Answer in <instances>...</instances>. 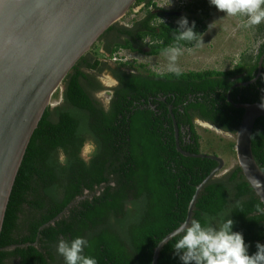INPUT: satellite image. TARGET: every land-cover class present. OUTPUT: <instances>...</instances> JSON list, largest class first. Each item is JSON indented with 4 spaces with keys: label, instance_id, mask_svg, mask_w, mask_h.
<instances>
[{
    "label": "trees",
    "instance_id": "obj_1",
    "mask_svg": "<svg viewBox=\"0 0 264 264\" xmlns=\"http://www.w3.org/2000/svg\"><path fill=\"white\" fill-rule=\"evenodd\" d=\"M142 3L144 15L132 21L136 30H119V36L126 37L124 43L105 47L110 56L122 48L135 51L138 42L148 55L156 56L176 42L177 23L160 21L165 12H155L159 6L154 0H136L133 6ZM187 7L185 3L181 9ZM196 23L199 40L205 26L200 20ZM263 41L255 58L249 55L231 69L181 71L179 77L120 59L113 71L119 85L111 90L109 111L93 96L101 85L90 72L99 73L105 63L92 47L65 77L61 103L45 109L31 135L0 232V248L19 246L1 250L0 264H64L56 252L57 242L76 236L89 241L85 254L96 257L99 264H152L155 247L184 222L196 186L217 166L212 159L177 151L170 114L179 130V146L189 153H201L196 117L235 133L243 109L234 107L227 93L231 88L233 103H261L264 68L254 83L233 85L255 77ZM86 139L98 145L90 164L79 155ZM58 149L67 155L66 165L59 164ZM251 150L264 173V117L254 123ZM261 210L263 204L237 165L203 186L191 219L214 225L232 219L234 230L243 232L253 254L257 242L264 244ZM182 234L162 246L157 264H181L173 249Z\"/></svg>",
    "mask_w": 264,
    "mask_h": 264
},
{
    "label": "water",
    "instance_id": "obj_2",
    "mask_svg": "<svg viewBox=\"0 0 264 264\" xmlns=\"http://www.w3.org/2000/svg\"><path fill=\"white\" fill-rule=\"evenodd\" d=\"M135 2L0 0V232L19 166L31 135L45 109L49 107L52 96L62 87L65 77L76 62L90 51L110 26L125 16ZM253 81L255 79L249 83ZM159 100L164 101V98ZM232 104L243 109L241 122L235 131L237 165L264 207V173L251 150L253 126L257 118L264 117V109L259 107L260 103ZM170 117L175 146L180 154L217 162L215 169L196 186L186 218L181 223L183 225L190 221L199 192L222 169L223 160L215 155L193 154L182 150L173 114ZM181 225L157 244L152 264H157L162 246L181 233ZM17 246H6L0 248V251Z\"/></svg>",
    "mask_w": 264,
    "mask_h": 264
},
{
    "label": "rangeland",
    "instance_id": "obj_3",
    "mask_svg": "<svg viewBox=\"0 0 264 264\" xmlns=\"http://www.w3.org/2000/svg\"><path fill=\"white\" fill-rule=\"evenodd\" d=\"M154 2L159 7L164 6L165 10L174 11L180 10L187 3V9L180 10L181 16H187L190 22L195 21L196 23V20H200L205 26V31L199 38L202 43L198 46L195 44L191 47L183 46V54L178 59L181 71L231 69L249 55L255 58L254 56L263 41L264 23L251 28L240 27L242 17L226 16L225 13L217 10L215 6L210 5L208 0H154ZM195 4L198 5L197 10L193 8ZM139 5H136L132 12L128 11L121 18L122 23L132 24V21H139L142 18L144 11H141V9L138 12L135 11ZM188 8H190V11ZM181 16L177 17L180 18ZM169 17H171L172 24H175L177 20L172 16ZM159 20H164L167 23L169 18L163 17ZM157 21L158 19L155 22ZM196 25L200 24L196 23ZM261 25L263 28L259 30ZM140 48V51L118 49V54H116L118 59L113 61V57H108L109 53L104 50L105 45L100 40L94 44L92 53H97V58L105 64L99 73L90 72L91 75H95L101 85V90L94 92L93 96L103 105H107L113 87L102 84L101 78L105 72L111 74L114 71L119 59L136 63L135 65L143 64L146 69L156 73L167 72V59L163 53L150 56L146 53L148 51L146 47L141 46ZM61 92L62 87L58 90L57 95L52 96L49 107L61 103ZM196 131L200 136L201 153L215 155L223 160V167L217 173L218 176L226 174L237 166L234 150L235 133L223 131L216 126L203 122L196 124Z\"/></svg>",
    "mask_w": 264,
    "mask_h": 264
},
{
    "label": "clouds",
    "instance_id": "obj_4",
    "mask_svg": "<svg viewBox=\"0 0 264 264\" xmlns=\"http://www.w3.org/2000/svg\"><path fill=\"white\" fill-rule=\"evenodd\" d=\"M208 2L226 16L242 17L240 27L251 28L264 23V0H208ZM141 8L143 4L135 11L138 12ZM176 23L178 25L175 30L176 42L166 47L163 54L167 59V72L179 77L182 72L178 59L183 54L180 42L194 43L198 46L202 41L197 39L199 33L195 31V21L190 22L187 16H181ZM117 52L111 57L116 56ZM101 83L111 87L119 85V81L107 72L103 74ZM259 107L264 109V97ZM109 110V106L105 105V111ZM194 123H201L200 118H194ZM97 151L98 145L95 140L86 139L81 145L79 155L84 164H90ZM58 162L61 165L68 163V157L63 149H58ZM179 231L183 234L175 243L173 250L181 264H264V244L257 242V250L249 254L250 245L246 243L243 232L234 230V221L228 217L215 225L191 219L181 225ZM87 247L89 241L82 236H76L72 239L58 240L56 252L63 257L64 264H99L96 257L85 254Z\"/></svg>",
    "mask_w": 264,
    "mask_h": 264
},
{
    "label": "flooded vegetation",
    "instance_id": "obj_5",
    "mask_svg": "<svg viewBox=\"0 0 264 264\" xmlns=\"http://www.w3.org/2000/svg\"><path fill=\"white\" fill-rule=\"evenodd\" d=\"M131 10H133L134 9V6L132 7V8H130ZM160 11H164L165 13H164V17H168L169 18V20H168V22L167 23H170L171 21H170V18L171 17H169V16H173V17H175V16H181V13H180V11H174V10H165V8H164V6H161V7H159V8H157V9H155V12H159L160 13ZM176 13V14H175ZM179 14V15H178ZM163 18V17H162ZM162 21H164V20H162ZM172 23V22H171ZM113 25H115V28L113 29V30H109V31H105L104 33H103V35L99 38V40L101 41V43L103 44V45H105V47L106 46H108V45H110V47H113V46H115L117 43H124V39H126V37L125 36H119V34H118V31L119 30H121V29H127V28H132V29H134V30H136V25H135V23L133 24H128V23H122V21H121V19L119 20V21H117L115 24H113ZM175 25V24H174ZM98 40V41H99ZM264 42V41H263ZM94 46V45H93ZM92 46V47H93ZM140 46H142L141 45V43H135L134 45H133V47H135L136 48V50L135 51H138V48L140 47ZM122 50H128V49H125V48H122ZM140 50V49H139ZM117 52V51H116ZM88 53V52H87ZM113 55V54H112ZM111 55V56H112ZM106 57H107V55H105ZM110 56V54L108 55V57H111ZM126 57V56H125ZM261 60V61H260ZM260 62V63H259ZM261 68H264V53L262 54V56L259 58V61H258V65H257V71H256V73H254L255 74V77H253V79H255V81L259 78V76H260V73H261V71H262V69ZM114 70H117L116 69V66H115V69ZM114 73H115V71H114ZM112 74V77H114L115 78V76L113 75V72L111 73ZM116 79V78H115ZM253 79H251V80H249V81H247V82H241V83H236V84H234L233 85V88L234 87H237V86H239V85H248V84H251V83H254L255 81H253V82H251V83H249L250 81H252ZM245 83V84H244ZM230 90H231V88L229 89V91H228V93H227V100L228 99H230ZM237 98V100H239L240 99V97L239 96H237L236 97ZM229 101V100H228ZM232 102V101H231ZM230 102V103H231ZM233 103V102H232ZM108 104V103H107ZM235 104H239V102L237 103H235ZM201 121H204V120H202V119H200ZM205 122V121H204Z\"/></svg>",
    "mask_w": 264,
    "mask_h": 264
},
{
    "label": "built area",
    "instance_id": "obj_6",
    "mask_svg": "<svg viewBox=\"0 0 264 264\" xmlns=\"http://www.w3.org/2000/svg\"><path fill=\"white\" fill-rule=\"evenodd\" d=\"M112 59H113V60H117L118 58H117L116 56H114Z\"/></svg>",
    "mask_w": 264,
    "mask_h": 264
}]
</instances>
